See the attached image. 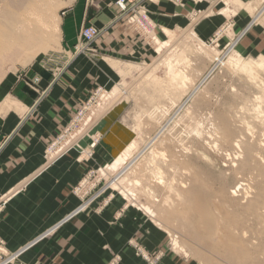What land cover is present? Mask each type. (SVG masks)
Returning a JSON list of instances; mask_svg holds the SVG:
<instances>
[{
    "label": "rangeland",
    "instance_id": "obj_1",
    "mask_svg": "<svg viewBox=\"0 0 264 264\" xmlns=\"http://www.w3.org/2000/svg\"><path fill=\"white\" fill-rule=\"evenodd\" d=\"M86 1L97 7L98 0ZM74 2L0 0V35L11 25L10 31L36 36L16 56L0 52V108L6 84L55 58L61 22ZM190 2L187 21L174 30L161 27L144 5L119 17L117 26L135 34L121 33L120 40L145 47L131 59L100 55L92 46L99 34L77 53V35L72 56L99 75L85 78L91 83L80 113L44 149L42 163L46 170L68 157L82 168L68 190L74 208L18 252H10L0 226V264H233L221 248L215 253L191 234L194 211L206 202L213 225L207 240L224 242L227 229L245 245V264H264V0ZM223 120L230 139L219 134ZM246 148L257 161L247 172L241 170ZM32 178L14 186L10 198ZM193 190L197 196L186 195ZM7 202H0V221Z\"/></svg>",
    "mask_w": 264,
    "mask_h": 264
},
{
    "label": "crops",
    "instance_id": "obj_2",
    "mask_svg": "<svg viewBox=\"0 0 264 264\" xmlns=\"http://www.w3.org/2000/svg\"><path fill=\"white\" fill-rule=\"evenodd\" d=\"M117 1L98 0L97 7L92 8L86 0H75V6L61 22L59 50L51 63L46 68L37 65L22 71L1 92L4 100L0 108V138L8 141L0 153V202L8 201L4 207L8 209L0 226L10 252L30 246L37 234L55 228L67 216L57 215L74 208L68 190L81 178L82 168L68 157L46 170L42 163L44 149L80 113L91 83L85 78L99 75L96 69L85 65L84 58L71 54L80 29L90 24L99 30L92 46L100 55L131 59V53L144 52L145 47L132 45L128 38L120 40L121 33L133 38L135 34L117 26ZM134 1L154 11L161 27L173 30L187 21L192 5L190 0H181L180 4L178 0ZM34 172L40 173L32 178ZM29 178L31 184L10 198L14 186Z\"/></svg>",
    "mask_w": 264,
    "mask_h": 264
},
{
    "label": "bare ground",
    "instance_id": "obj_3",
    "mask_svg": "<svg viewBox=\"0 0 264 264\" xmlns=\"http://www.w3.org/2000/svg\"><path fill=\"white\" fill-rule=\"evenodd\" d=\"M28 3V2H27ZM32 6H33V4H32ZM27 7L29 8V5H27ZM26 7V8H27ZM7 9V8H6ZM27 10H25V12H26ZM8 13V12H7ZM10 14H11V12H10ZM19 14V13H18ZM21 14H23L22 12H21ZM15 15V14H14ZM43 15V14H42ZM23 16V15H22ZM28 16V15H27ZM44 16V15H43ZM19 17H20V15H19ZM46 17V16H45ZM121 17H123V16H121ZM258 17V16H257ZM31 18V17H30ZM29 18V19H30ZM22 18L20 17V20H21ZM27 19V18H26ZM257 19V18H256ZM12 20V19H11ZM13 20H15L14 18H13ZM40 20H42V19H40ZM34 21V20H33ZM9 22V21H8ZM26 22H27V20H26ZM30 22H31V19H30ZM40 22V21H39ZM0 23H1V21H0ZM13 23H14V21H13ZM37 23V22H36ZM9 24H10V22H9ZM9 24H8V26H9ZM35 24V23H34ZM38 24V23H37ZM36 24V25H37ZM3 25V24H2ZM4 25H7V23L6 24H4ZM28 25V24H27ZM17 26V25H16ZM30 26V25H29ZM34 26V25H33ZM39 26V25H38ZM45 26H46V24H45ZM3 27V26H2ZM2 27H1V29H2ZM9 28H11V25L8 27V31L9 32H6L5 34H3L2 36L0 35V52H2L3 54L4 53H8V54H11V56H16V54H17V52H21V48H24V47H27L28 48V45H30L31 44V42H30V40L29 39H32V37L34 36V34H33V30L32 31H29V30H24V28H23V30L24 31H21V32H19V33H16L15 31H10V29ZM36 28V27H35ZM41 28V27H40ZM34 29V28H33ZM38 30H39V28H38ZM37 30V31H38ZM3 31V30H2ZM35 31V30H34ZM37 31H35V32H37ZM40 31V30H39ZM41 32V31H40ZM167 33H168V31H167ZM170 34V33H169ZM169 34H168V36H169ZM172 34L174 35V33L172 32ZM172 34H170V35H172ZM34 37H36V36H34ZM170 37V36H169ZM168 37V38H169ZM175 39V38H174ZM33 40V39H32ZM172 40H173V38H172ZM171 41V40H170ZM34 45V44H33ZM162 45H164V44H162ZM31 47V46H30ZM26 48V49H27ZM32 48V47H31ZM40 49V48H39ZM35 50V49H34ZM83 51V50H82ZM80 53V52H79ZM7 54V55H8ZM214 60L215 59H217V58H213ZM232 60V59H231ZM233 61V60H232ZM217 62H219V59H218V61H216V63ZM229 62H230V60H229ZM232 63V62H231ZM236 63V62H235ZM219 64V63H218ZM236 64H238V62L236 63ZM256 64V63H255ZM235 66V65H234ZM254 66V65H253ZM252 65H248V63L247 64H238L237 65V67H239V68H241L242 70H250V69H253L254 67H253ZM256 66V68L259 66V65H255ZM261 66H263L264 67V65L262 64H260V66L259 67H261ZM250 67V68H249ZM258 67V68H259ZM250 71H252V70H250ZM211 73V72H210ZM229 123V122H228ZM221 136H222V138L223 139H230L232 136H233V133H232V131L230 130V128L228 127V125H227V123L223 120V125H222V127H221V129H220V133H219ZM156 138V137H155ZM261 142V141H260ZM263 142V141H262ZM154 143V142H153ZM257 144V143H256ZM245 145V144H244ZM246 145H247V142H246ZM255 145V144H254ZM258 145V144H257ZM263 145V144H262ZM260 144L257 146V150H262L263 151V149H261L260 148ZM252 147V146H251ZM262 148H263V146H261ZM146 150V149H145ZM256 150V149H255ZM245 162L241 165V170H250L251 168H252V163L255 161V162H257L255 159V156H254V152H253V150L252 149H249V148H246L245 149ZM260 153H262V152H258V154L257 155H259ZM258 159L260 160V158L258 157ZM261 161V160H260ZM263 161V160H262ZM119 162H121V160L120 159H117L116 161H114V163H112V168H115L117 165H118V163ZM256 165V164H255ZM259 165V164H258ZM253 167H254V165H253ZM258 167V166H257ZM257 167H256V169H257ZM259 168H263L264 169V167H260L259 166ZM111 169V168H110ZM240 169V168H239ZM260 169V170H261ZM259 170V169H258ZM259 170V171H260ZM242 171V172H243ZM253 171V170H252ZM259 171H257V172H259ZM262 171V170H261ZM247 172V171H246ZM246 172H243V174L244 173H246ZM255 172H256V170H255ZM262 172H264V171H262ZM261 172V173H262ZM253 174H254V172H253ZM257 174V173H256ZM262 174H264V173H262ZM261 174V175H262ZM252 175V174H251ZM258 175V174H257ZM253 177H255L254 175H253ZM252 177V178H253ZM249 179V178H248ZM248 179H246V180H248ZM251 179V178H250ZM249 179V180H250ZM248 180V181H249ZM253 180H254V178H253ZM207 181V180H206ZM257 181V180H256ZM256 181L254 182L255 183V185H256ZM253 182V181H252ZM252 182L250 183V182H248V183H250L251 184V186H252ZM253 183V184H254ZM206 184H207V182H206ZM213 186V185H212ZM249 185H247V187H248ZM251 186H250V189H251ZM248 189H249V187H248ZM249 191V190H248ZM247 191V192H248ZM251 191H252V189H251ZM254 191V190H253ZM245 192V191H244ZM232 194H233V192H231ZM248 193H250V192H248ZM261 193H263V191L261 192ZM220 194L222 195L221 197H223L224 195H226L225 194V192H224V190L222 189L221 191H220ZM260 194V193H259ZM186 195H190V196H195L196 194H194V190L193 191H191V192H187L186 193ZM197 196V195H196ZM234 196V195H233ZM248 196V195H247ZM232 197V196H231ZM259 197L262 199V202H264L263 200H264V194H260L259 195ZM198 198H200L199 196H198ZM259 199V198H258ZM257 199V200H258ZM261 199H260V201H261ZM198 201V200H197ZM212 201V200H211ZM230 201V200H229ZM200 202H202V201H200ZM214 202H216V201H214ZM203 203V202H202ZM208 202H206V204H207ZM218 203V202H217ZM216 203V204H217ZM254 203V202H253ZM204 204V203H203ZM206 204L204 205V206H202L201 208H198V210H197V212H196V208H194V212H195V214H196V216L198 215L199 216V218H197L196 219V217L195 218H192L193 220V224L191 225V228H192V236L198 241V242H200L201 244H203L204 246H206V247H208V248H210L212 251H214L215 253H216V249L218 248H221L222 250H223V256L225 257V258H227V259H229L233 264H245L244 262H243V260H242V257H243V255H245L246 254V251H245V245L244 244H238V243H235V241H234V237L232 238L231 236H233L232 235V233H231V236H230V234L228 233V231H226L227 229H225V231H224V229L222 230V232L224 231L225 233H227V234H223L225 237V241L224 242H222L223 240H218L219 238H217V241H219V243H218V245L217 244H212L211 242H209L208 240H207V237H210V236H212L213 235V225H212V223H211V219L212 218H210V212H208V210H207V208H206ZM209 204V203H208ZM259 204V203H258ZM195 205V204H194ZM211 205V204H210ZM252 205V204H251ZM257 205V204H256ZM260 205V204H259ZM209 206V205H208ZM253 206V205H252ZM210 207V206H209ZM260 207V206H259ZM206 208V209H205ZM216 208L219 210V207H217L216 206ZM262 208V207H261ZM214 209V208H213ZM252 209H254V208H252ZM252 209H250V210H252ZM258 209V208H257ZM146 210H147V208H146ZM211 210H212V208H211ZM216 209H214V211H215ZM249 210V211H250ZM255 210V209H254ZM213 211V212H214ZM217 211V210H216ZM243 211V210H242ZM261 211V210H260ZM256 212V211H255ZM259 212V211H258ZM214 213H216L215 215H217V214H219L218 213V211L217 212H214ZM213 214V213H212ZM256 214V213H255ZM259 214V213H258ZM220 215V214H219ZM222 215H223V213H222ZM221 215V217L219 218L218 217V219H222V216ZM254 215V214H253ZM224 216H225V214H224ZM255 216V215H254ZM213 217L215 218V216L213 215ZM217 221V220H216ZM220 221V220H219ZM224 222V220H221V222ZM215 222V221H214ZM220 222V223H221ZM222 222V223H223ZM220 224L221 225V227H223V224ZM216 224V223H215ZM214 224V225H215ZM225 224H226V222H225ZM225 226V225H224ZM225 228V227H224ZM199 229L201 230V231H199ZM220 229V228H219ZM218 229V231L220 232V230ZM217 230V229H216ZM218 233V232H217ZM218 235V234H217ZM220 236H222V235H219V237ZM223 237V236H222ZM213 239V238H212ZM216 241V240H215ZM217 241L215 242V243H217ZM222 243H221V242ZM237 241V240H236ZM258 246V245H257ZM202 247V246H201ZM217 249V250H218ZM257 251L260 253V249H258L257 248ZM256 251V252H257ZM255 252V251H254ZM261 254V253H260ZM217 256V255H216ZM207 257V256H206ZM206 263H208V262H206ZM261 263H263V262H261Z\"/></svg>",
    "mask_w": 264,
    "mask_h": 264
},
{
    "label": "built area",
    "instance_id": "obj_4",
    "mask_svg": "<svg viewBox=\"0 0 264 264\" xmlns=\"http://www.w3.org/2000/svg\"><path fill=\"white\" fill-rule=\"evenodd\" d=\"M138 5L137 2H133L132 0H118L115 3V7L118 10V16L121 17L133 10L135 5ZM146 22V18L143 17V24ZM99 34V31L91 26H83L78 34V44L76 48V52H80L81 50H85L86 46L91 43ZM6 139L0 138V152L4 147Z\"/></svg>",
    "mask_w": 264,
    "mask_h": 264
}]
</instances>
